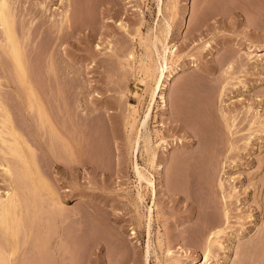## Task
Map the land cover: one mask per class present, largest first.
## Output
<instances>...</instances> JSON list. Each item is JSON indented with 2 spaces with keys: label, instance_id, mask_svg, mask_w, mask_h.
<instances>
[{
  "label": "rangeland",
  "instance_id": "1",
  "mask_svg": "<svg viewBox=\"0 0 264 264\" xmlns=\"http://www.w3.org/2000/svg\"><path fill=\"white\" fill-rule=\"evenodd\" d=\"M69 2L73 24L61 27ZM9 3L41 102L1 47L0 93L59 197L34 178L10 179L0 150V198L13 189L20 197L14 240L0 232L4 252L19 249L12 264H264V0ZM155 36L170 49L165 75L174 74L148 124L165 162L149 171L157 199L148 192L140 203L134 162L146 167L149 157L133 150L134 137L162 64ZM172 157L183 159L177 189L166 180ZM213 176L230 197V226L205 263L208 235L223 224Z\"/></svg>",
  "mask_w": 264,
  "mask_h": 264
},
{
  "label": "bare ground",
  "instance_id": "2",
  "mask_svg": "<svg viewBox=\"0 0 264 264\" xmlns=\"http://www.w3.org/2000/svg\"><path fill=\"white\" fill-rule=\"evenodd\" d=\"M158 9H159V14H161L163 12V9H161V8H158ZM14 15L15 14H14V11H12V7H11V5L9 3V0H0V33H1L0 47L2 48L3 52L6 53L5 55H7V57L9 56L10 59L12 60V63L14 65V69H15L16 73L18 74V76L16 75V77H19L20 82H21L20 84L23 85V86H25L28 89V92L31 93L32 97H34L35 99H37L38 101H40V97L38 96V91H37V86H36L37 84L35 83V80L32 78L33 76H31V73H30V68H29V63H28V60H27L26 51L24 50L23 43L21 42L20 38L18 37V35L16 33L15 20H14L16 18H14ZM72 17H73V7H72V4L69 2L68 3V6L65 9V11L62 12V17L60 19L61 21L58 22L59 25L61 27H63V25H67L68 27H71L72 24H73L72 23ZM164 20H165V18H164ZM55 24H54V26H55ZM170 27L171 26L168 25V28H164V30L166 32L163 30L165 32V35H164L165 36V39H168L167 37L170 34V29H171ZM35 29H33V30H35ZM157 36H155V38H154V40H155L154 45H156L158 43L160 45H162V46H160V49L162 47V49H161L162 51L159 53V56L158 57L160 58V60H162L163 66H162V64L161 65L159 64V65H156V66H158V68L155 67V81H154V85H153L152 89L149 90L150 91L149 92V95H150L149 97L151 98L150 107H149L147 113L145 114V117L143 118L144 120L143 121H140L139 126H138V128H137V130L135 132V137L133 136L135 138L134 139L135 141H134V149L133 150L136 153L139 152L142 157L144 156V154H147V156L149 157V159H147L145 161L146 167H140L139 160L137 158L138 156L136 157V161L134 159V161H135L134 162L135 163V165H134V171H135V174H136L138 183H139V185H138V191H137L138 192L137 198H138V201L140 203L141 202L143 203L145 201V197H146V195H147L148 192L149 193L150 192L152 193V196H154V200L156 201V199H157V193H158L157 192V187H156V182L153 179L154 175H152L149 171H150V168L158 167V171H159V174H160V172L165 167V162L164 161L159 162L160 159H159L158 154H157L156 144H155V141L153 140V138L151 137L150 131L148 130V124H149V119L151 117L153 105L157 102V97L160 96L166 102V99H165L164 93H163V88H164L166 82H168L169 79L171 77H173L172 75L174 74V72L170 73V75L168 77H166L165 70L167 69V66L169 65L168 58H169L170 49H169V47L167 45H164L166 43V42L165 43L163 42L165 39L162 41V38H159ZM161 36H163V35H161ZM15 71L13 73H15ZM0 86H2L1 85V82H0ZM1 89L2 88H0V90ZM2 94H3V92H2ZM2 94L0 93V150L4 154L5 158L7 157V159H8L10 157V161H11L10 163H8L9 161H7V163H6L8 165V168L6 166L3 167V168L6 167V169H7L6 170V174L10 177V179L11 178L14 179L15 176H16V178L19 179V180L16 179L17 181H22V182L25 181L24 183H26L28 180L30 181V180H32L34 178L39 183L41 182L40 185L42 187H44L45 191L49 194V196L51 195L50 197H53V198L54 197H58V196H56L57 193L54 191V189L51 188V185H49L48 181L44 178L43 174L40 172V170H39V168L37 166V163L35 161V157L33 155V151L31 149V147L26 143V141L24 139V136H23V134L21 132L22 130L19 131L16 128V126H14V123H13L12 118H11V114L9 113V110L6 107V104L4 102V99L2 97ZM220 97H221V95H220ZM31 100H33V99H31ZM7 105H8V103H7ZM242 113H243V111H242ZM237 114L238 113L236 112V115ZM226 117H228V116H226ZM226 117L223 114V118H224V122H225V128H227V130L230 131L232 129L233 125H230L228 123L229 120L227 121L226 120ZM255 120H257V119H255ZM230 121H232V120H230ZM251 121H252V119H251ZM251 123L254 124V122H251ZM141 149H142V154L140 152ZM165 151H168V148H165ZM5 158L3 157V159H5ZM178 158L177 157H172L169 160V162H168V171H169V174H168V177H167L166 180H167V185L170 188H172V189H174V188L177 189V186L179 185V183L181 184V181H182L180 179V182H178V178H177L178 168H180V166L183 167L182 162L180 161L181 158L180 159H178ZM181 160H183V159H181ZM221 162H222V160H221ZM221 162H219V165L221 164ZM184 163H185V161H183V164ZM222 165H224V164H222ZM222 165H220V166L222 167ZM220 166H219V168H220ZM223 169H224V167H223ZM28 171L30 172V175H29ZM212 179L215 180V183L213 181H210V182H213L212 185H217L218 191H221L223 193V191H224V184H223V182L222 181H219V180L217 181V178L215 179V177L212 178ZM12 183H14V182H12ZM16 184H18V183H16ZM30 188H32V187H30ZM144 192H146V193H144ZM18 193H17V191L15 189H13L12 191H9L8 193H6V197H1L0 198V232L3 234L4 237L9 238L8 241L9 240L11 241V239L14 238L13 237V234L11 232L12 218H11L10 213H11L12 209H15V207H18L17 205L19 204V201H20L19 200L20 197H19V194ZM30 193H31V191H30ZM227 197L230 198L229 196H225V194L223 193V197H222L223 199L221 200V206H222L221 207V209H222V212H221L222 214L221 215H222V218H223V222H222L223 224L220 225V223H219V225H217L218 227H216L215 229L213 228L214 230H212V232H210V234L208 235V238L206 240L207 242H205V244H206L205 251H204V261H205V263H208L209 260H211L210 257H211V251H213L212 248L214 247V245L218 244V242H219L218 241V238L219 237H222L220 235H222V233H224V231H226L228 229V228H226V230H225V228H223V226H225L226 224L230 226V224H229L230 223V210H229V206H228L229 203H227ZM53 198H51V200ZM55 199H53L54 201L52 200V202L54 204L57 203L59 205V204L62 203L61 201H59V199L58 200H55ZM57 213H58V211H57ZM149 214H150V216H149L150 217V220H149L150 222L148 223V225H147L148 227L147 228H149V235H150L151 234V232H150V229H151V221H152V209L151 208H149ZM216 222L217 221H215V223ZM46 224H47V222H46ZM21 227H22V225H21ZM23 232H24V230H23ZM198 239L200 240L199 237H198ZM12 240H14V239H12ZM263 242H262V244H263ZM14 243H16V242H14ZM13 244L11 245V250H10L9 253H7L8 251H5L4 252V250L0 248V264H12L13 263V259L12 258H15L16 257V254L18 253L17 250H19L18 247H17V244H15V245H13ZM146 248L147 249H146V253H145L146 256L145 257H146V260L148 262V258H149L150 252H151L150 240H149V244H148V246Z\"/></svg>",
  "mask_w": 264,
  "mask_h": 264
}]
</instances>
